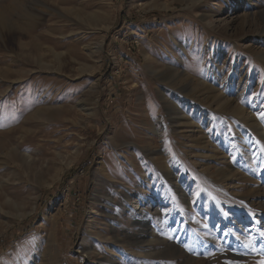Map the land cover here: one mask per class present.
<instances>
[{"label":"rangeland","instance_id":"rangeland-1","mask_svg":"<svg viewBox=\"0 0 264 264\" xmlns=\"http://www.w3.org/2000/svg\"><path fill=\"white\" fill-rule=\"evenodd\" d=\"M0 264H264V0H0Z\"/></svg>","mask_w":264,"mask_h":264},{"label":"trees","instance_id":"trees-1","mask_svg":"<svg viewBox=\"0 0 264 264\" xmlns=\"http://www.w3.org/2000/svg\"><path fill=\"white\" fill-rule=\"evenodd\" d=\"M124 18H125V14H122V16H121V23L123 22Z\"/></svg>","mask_w":264,"mask_h":264},{"label":"bare ground","instance_id":"bare-ground-1","mask_svg":"<svg viewBox=\"0 0 264 264\" xmlns=\"http://www.w3.org/2000/svg\"><path fill=\"white\" fill-rule=\"evenodd\" d=\"M4 24V23H3ZM2 25V24H1Z\"/></svg>","mask_w":264,"mask_h":264}]
</instances>
